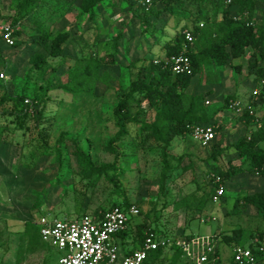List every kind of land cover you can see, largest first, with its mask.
I'll return each mask as SVG.
<instances>
[{"label":"rangeland","instance_id":"obj_1","mask_svg":"<svg viewBox=\"0 0 264 264\" xmlns=\"http://www.w3.org/2000/svg\"><path fill=\"white\" fill-rule=\"evenodd\" d=\"M24 1L0 0V16L22 17ZM110 3L103 4L92 23L80 9L79 1L62 7L46 2L43 13L49 41L58 33L68 32L75 40L85 38L90 52L97 57L115 51L117 67L107 71L113 88L100 83L96 97L76 96L59 88L68 81V67L79 57L81 49L75 40L62 46L64 58H52L49 42L45 45L31 24L22 21L24 43L13 49L0 47V73L4 75L0 78V264H57L64 252L41 241L30 244L24 235L27 221L35 222L39 228L37 222L42 218L64 219L94 210L106 211L123 199L137 207L139 215L134 223L142 224V233L152 231L166 245L154 264H197L183 254L181 246L191 238L206 236L215 238L214 255L206 264H232L235 245L217 238L230 235L235 228L254 235L264 233V215L251 206L234 208L235 202L248 195L264 194V178L245 173L225 181L224 194L214 202L213 181L217 176L212 170L216 165L226 169L228 163L239 166L242 160L233 145L254 130L242 122L241 112L230 109L229 101L254 100L258 119L264 111V103L257 99L262 81L255 73L264 65L258 56L248 49L242 58L226 67H217L207 59L201 64L184 95H202L208 101L206 117L212 120L206 126H219L220 131L207 147H201L190 136L174 138L167 150L173 172L163 185L159 181V150L150 142L143 143L145 136L138 124L128 125L122 140L110 141L117 135L112 114L119 101L116 80L127 87L150 64L165 60L163 45L181 27L191 30L198 12L203 23L205 17L220 19L226 10L235 16L238 5L226 0H185L177 12L161 15V6L145 9L135 0ZM253 23L264 27V0H255ZM35 55L46 59L41 69L31 64ZM20 96L42 109L39 124L30 118L23 119L19 126L13 100ZM130 111L133 115L138 112L137 119L145 123H151L155 114L142 100L138 108ZM61 138L74 140V146L86 150L97 167L115 164L122 171L120 193L114 192L104 178L82 179L78 173L81 166L71 156L73 147H68L69 141L58 143ZM213 146L226 150L217 162L211 159ZM112 148L119 155L111 152ZM202 198L203 208L198 211L195 208ZM33 206L38 207L37 213ZM132 224L123 249L133 248ZM252 242L256 243V238ZM255 258L257 264L261 263V257Z\"/></svg>","mask_w":264,"mask_h":264},{"label":"trees","instance_id":"obj_2","mask_svg":"<svg viewBox=\"0 0 264 264\" xmlns=\"http://www.w3.org/2000/svg\"><path fill=\"white\" fill-rule=\"evenodd\" d=\"M76 1H79L80 9L88 15V20L92 23L95 21L103 4L109 5L111 0H25L23 9L20 10L22 17L12 19V17L3 18L0 16V19L9 21L19 27L15 33L14 48L24 43L20 25L22 21H27L31 24L34 33L45 45L49 42V55L52 58L62 59L64 58L62 46L75 40V37H71L68 32H62L49 41V35L43 28L45 4L46 2H51L54 7H62ZM135 1L141 3L145 9L161 6V15L177 12L185 2V0H150L147 4L146 0ZM226 1L229 2L228 4L238 5L235 16L226 10L222 13L220 19L211 20L205 17L203 18V23H201V13L198 12L193 19V28L191 29L193 40L191 43L184 39L181 32L183 27H181L175 33L173 39L163 45L165 58L169 59L180 54L189 58L191 62L190 74L174 76L167 67H162L163 63H161L158 65L150 64L148 69H145V72L138 76L136 80L131 81L127 87H123L119 80H116L119 101L112 114L115 127L117 128V135L110 143L122 140L128 133V125L138 124L140 133L145 136L143 143L145 141L150 142L155 149L159 150L162 163L159 178L161 185L173 172L170 168V155L167 151L171 141L177 137L190 136L194 126L207 125L212 122L211 119L206 117L205 101L202 95H184V92L191 84V80L200 72L201 64L204 60H211L217 67H226L231 61L242 58L246 51L250 49L264 63V27H257L253 23L255 0ZM110 4L113 5L112 2ZM75 43L81 49L79 57L76 58L71 67H68V81L59 85V88L72 95L83 96L89 94L93 97L97 96L95 92L100 83L113 88V85L109 84L110 75L107 71L117 67L115 51H108L97 57L90 52L89 44L85 38L80 36L75 40ZM115 47L113 48L114 50ZM31 64L35 69H41L46 64V59L43 55H35L31 59ZM255 74L260 81H264V65L258 67ZM257 99L264 103V85ZM141 100L155 110L151 123L139 121L137 119L139 113L136 112L133 115L130 111L132 107L138 108ZM229 100L227 98V103ZM0 101H2V98H0ZM24 101L25 99L22 96L13 100L14 114L19 119V126H22L23 119L30 118L39 124L40 118H42V109L36 107L33 101H29L28 104H25ZM231 101H229V104ZM241 119L245 125L254 128V130L251 131L250 135L239 138L233 145L235 153L242 160L239 166L228 163L226 169L218 165L213 168V173L217 176L216 178H219L218 183L213 181L215 188L219 185L222 186L225 181L245 173L264 178V111L257 122H255V118L247 113L243 114ZM214 131L216 133L219 132L220 127L216 126ZM66 141H69L68 147H73L71 156L75 157L78 165L81 166L78 173H80L82 179L100 181L104 178V181L113 187L114 192H119V178L122 175V171H119L115 164L97 167L91 163L86 150L74 146V143H76L74 140L61 138L58 143H65ZM211 150V159L215 162L226 153V150L220 149L218 146H213ZM111 152L119 155L115 148H112ZM108 174L111 175L109 176ZM204 201L205 199L202 198L195 209L201 210ZM130 205L131 203L123 199L122 203L111 205L109 209L114 206L128 207ZM248 206L254 207L259 213L264 215V194H251L234 203V208L237 209H245ZM35 207L33 206L32 208L37 213L38 207ZM104 212L94 210L91 214L87 213L86 215L99 219ZM132 223H134V218L131 219L129 225ZM128 228L117 236L120 240H125ZM130 230L133 232V236H131L133 246L138 248L142 244L145 235L142 233V224L134 223ZM148 232L153 233L152 231H147L146 233ZM24 235L32 245L36 244L37 241H41L39 229L33 221L25 223ZM157 237L159 236L157 235ZM254 238H256V243L252 242ZM217 239L228 245H235V248H249L255 257H264V247L261 246V242L264 239V233L262 232L254 235L249 231L235 228L230 235L222 234ZM41 243L44 244L42 241ZM163 250L164 248H158L150 252L143 264L156 263ZM231 262L235 264L232 256Z\"/></svg>","mask_w":264,"mask_h":264},{"label":"built area","instance_id":"obj_3","mask_svg":"<svg viewBox=\"0 0 264 264\" xmlns=\"http://www.w3.org/2000/svg\"><path fill=\"white\" fill-rule=\"evenodd\" d=\"M160 1V0H159ZM147 4L150 0L145 1ZM201 26V24H200ZM19 27L9 21L0 19V47L13 49L15 45V33ZM184 39L191 43L192 33L190 29H183ZM172 75L190 74L191 62L185 55L172 56L161 62ZM4 77L0 73V78ZM264 81L261 82V86ZM25 104L29 101L25 100ZM208 104V101L205 102ZM254 100L247 103L231 101L230 109L236 113H247L258 121L254 114ZM215 126H194L190 137L201 147L209 146L216 139ZM219 182V178L215 179ZM224 188L219 185L216 188L214 202L222 197ZM139 215L137 207L131 204L128 207L114 206L106 210L99 219L90 215H81L64 219H40L39 235L41 241L51 248L64 252L57 264H143L148 254L158 248H165L164 241L154 233H145L142 244L138 248L130 249L119 243L118 235L127 230L132 218ZM215 240L211 236L191 238L182 244V252L197 264H206L210 255H214ZM129 248V249H128ZM232 258L235 264H257L256 258L249 248H234Z\"/></svg>","mask_w":264,"mask_h":264},{"label":"crops","instance_id":"obj_4","mask_svg":"<svg viewBox=\"0 0 264 264\" xmlns=\"http://www.w3.org/2000/svg\"><path fill=\"white\" fill-rule=\"evenodd\" d=\"M118 240H119V243H121V244L124 243V241L120 240L119 238H118ZM126 241H128V240H126ZM123 246H125V245H123ZM259 264H264V257L261 258V263H259Z\"/></svg>","mask_w":264,"mask_h":264}]
</instances>
